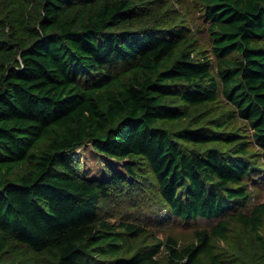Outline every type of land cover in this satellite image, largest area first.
<instances>
[{"label":"trees","instance_id":"trees-1","mask_svg":"<svg viewBox=\"0 0 264 264\" xmlns=\"http://www.w3.org/2000/svg\"><path fill=\"white\" fill-rule=\"evenodd\" d=\"M178 5L0 0V264H163V247L166 264H264V201L242 209L264 184V0H198L210 51ZM87 144L108 176L86 175ZM140 183L152 226L217 221L185 242L103 212Z\"/></svg>","mask_w":264,"mask_h":264},{"label":"rangeland","instance_id":"rangeland-1","mask_svg":"<svg viewBox=\"0 0 264 264\" xmlns=\"http://www.w3.org/2000/svg\"><path fill=\"white\" fill-rule=\"evenodd\" d=\"M190 2L191 3L183 0L184 5H178V7L180 8V10H182L183 13H185L188 9H193V12L188 14L183 21L186 26L187 34H189L190 37L192 36L196 39V42H194L197 43L200 48H206V50L210 51L212 50V40L208 34V26L210 21H206L204 16H202L199 11L195 10L198 0H190ZM212 58L215 61L214 54H212ZM215 66L216 65H214L213 70L215 73H217V69ZM180 125H182V123H176L173 124L172 127H179ZM77 150H81V162L83 163V166L86 170V175L96 177H103L109 175V172L106 169L107 160H105L101 155L93 151V148L90 144H87L85 147H79ZM111 164L115 165L113 164V162H111ZM140 184H144L143 187L140 186L139 189L135 191H118L105 204L104 202H102L101 204H104L103 212L109 215V217L113 220H117V218L122 217H129L132 219L138 217L140 221H147L148 224L156 230L157 234L161 238L166 239L167 236L171 234L178 236L180 241L185 242L190 240L191 237H193V232L196 228H201L217 221L199 219L197 222L184 223L178 220L177 218H174L172 221L165 223L159 227L152 226L153 221L158 218V214L160 212V210L156 208L158 197L156 194L155 186H147V184L145 183ZM250 189L252 195V202L249 205L242 207V209L245 211L251 210L255 203L264 201V184L256 186L251 185ZM139 194L140 196H138ZM136 196H138V199ZM146 216H149V218H147ZM233 231V236L234 238L240 240L238 241L239 243H246L244 240L245 234L241 225L235 224ZM262 231L264 233V226L262 228ZM246 246H248L250 249H253L254 251H256V248L258 247L257 243H253L251 241H248L246 243ZM156 256L160 259H163V264H166V260H168L167 249L163 247Z\"/></svg>","mask_w":264,"mask_h":264}]
</instances>
